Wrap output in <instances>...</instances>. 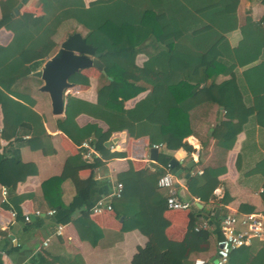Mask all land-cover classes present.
Listing matches in <instances>:
<instances>
[{"label": "crops", "instance_id": "1", "mask_svg": "<svg viewBox=\"0 0 264 264\" xmlns=\"http://www.w3.org/2000/svg\"><path fill=\"white\" fill-rule=\"evenodd\" d=\"M5 1L0 0V71L4 74L1 79H11L16 72L24 75L27 68L31 71L22 79L6 81L5 89L0 86V154L15 156L31 168L14 190L15 196L22 198L18 204V216L7 199L0 202V264H130L135 249L142 247L147 240L155 249L169 250L178 258L190 255L193 259L211 261L219 234L212 233L209 215L217 211L220 219L224 215L264 214V198L258 194L259 188L264 187V103L257 96L259 94L252 96L249 91L244 92L243 85L236 87L233 77L240 75V69L230 80L210 88V102L188 112V118L196 126L184 141L193 152L186 153L181 148L173 151L157 148L156 157L162 150L176 162L172 168L165 169L156 159L149 160L151 147L147 139L132 138L125 130L110 133L101 152L93 147L91 158L86 159L80 143L90 140L94 146V137L89 136L75 145L62 134L56 121L63 117V112L57 116L51 114L47 94L39 91L42 82L30 76L49 57L34 70L33 64L14 66L15 63H11L13 50L19 44L13 42L15 35L5 25L14 16H22L29 26L37 25L42 19L40 5L37 0H13L15 3L10 8ZM82 1L87 5L95 0ZM247 11L251 12L253 22L262 23L264 8L259 0H239L238 18L241 20ZM70 33L68 31L60 38L58 46ZM236 39L237 36L231 34L229 44L233 46ZM210 55L220 56L213 50ZM81 72L89 77V87L77 88L73 92L70 88L64 92V98L69 93L93 104L100 84L97 75L101 72L92 68ZM257 76L260 77L259 86H264V74ZM151 77L154 79L153 75ZM139 97L125 102V108L132 107ZM34 114L39 118L46 137L40 136L38 129L34 128ZM155 117L153 110L146 119L153 123ZM220 123L226 130L224 139H234L229 150L220 148L210 137L212 129ZM73 124L77 129L96 125L103 134L108 129L103 121L85 114L78 115ZM112 154L120 155L109 157ZM77 157L84 164L72 169L74 176L84 185L97 184L101 197L106 196L116 183L122 184L121 197L113 200H135L139 217L144 222L140 231L122 230L124 218L115 216L113 200L111 212L82 215L79 209H75L70 221L63 224L55 222L54 214H47L53 211L51 205L58 202L67 205L74 196V189L65 179L58 187L50 189L45 197L40 189L41 183L59 177L64 163H76ZM205 167L222 172L211 194L199 188L196 181ZM164 172L172 175L176 196L190 203L187 210L165 208L166 192L155 187L156 178ZM48 197L51 198L49 202L46 201ZM224 197L227 203L222 205L220 201ZM128 206L129 210H134L133 203ZM35 212L38 214L34 215ZM189 215L196 219L195 227L204 221L208 223L207 228L200 229L211 231L207 240L198 239L187 231ZM24 216L28 221L23 220ZM245 249L248 250L246 255L254 257L264 250V243L250 239L242 248L232 252L238 254ZM235 260V263L247 262V256Z\"/></svg>", "mask_w": 264, "mask_h": 264}, {"label": "trees", "instance_id": "2", "mask_svg": "<svg viewBox=\"0 0 264 264\" xmlns=\"http://www.w3.org/2000/svg\"><path fill=\"white\" fill-rule=\"evenodd\" d=\"M37 2L42 13L37 25H27L22 16H14L5 25L15 35L13 42L19 44L13 50L11 63H15L14 66L33 64L34 70L55 52L60 38L68 31L79 33L99 54L103 65L104 73L97 75L100 84L93 104L69 93L65 95L63 117L56 125L75 145L93 136L96 141L93 147L101 152L110 133L125 130L132 138L145 137L150 147L158 146L167 151L181 148L191 153L193 149L184 139L191 136L196 123L188 118V112L210 102V88L230 80L237 69L241 72L233 77L236 87L243 85L244 92L249 91L252 96L259 94L257 96L264 103V86H259L260 77L257 76L264 74V17L262 23H255L251 12L247 11L240 20L237 15L239 0H95L87 5L82 0ZM13 3V0H6L4 4L11 8ZM259 4L264 8V0H259ZM231 34L237 36L233 46L228 42ZM212 50L220 56H211ZM30 71L27 68L24 75L16 72L11 79H1L4 74L0 71V86L5 89L6 81L22 79ZM68 81L73 84L71 92L89 87V77L82 72ZM136 97L139 99L133 106L125 108V102ZM153 110L155 122L150 123L146 117ZM81 114L103 121L107 133L103 134L96 125L77 129L74 119ZM32 116L34 128L40 136L46 137L39 118L35 114ZM225 134V127L220 123L212 129L210 137L220 148L229 150L234 139L226 141ZM170 160L171 156L162 150L156 157V162L165 169ZM83 164L79 157L76 163L65 162L59 177L40 185L46 197L49 190L58 187L63 180L68 179L72 184V200L67 205L59 202L51 205L58 224L69 222L75 209L82 215L88 214L90 207L101 197L97 184L84 185L74 176L72 169ZM30 168L31 165L22 164L15 156L0 154V189H6V199L13 205L16 216L22 198L15 196L14 190L16 184L26 178ZM221 173L205 167L196 177L197 185L211 194ZM50 199L48 197L46 201ZM114 200L115 216L124 218L122 230L140 231L144 222L139 217L135 200ZM130 203L134 204V210H129ZM220 203L225 205L227 198ZM209 216L211 221L216 220L213 215ZM195 221L189 215L187 231L198 239L207 240L211 231H194ZM246 251L230 252L224 264H264V250L256 254L259 257L246 255ZM243 255L247 256V262L235 263V259ZM193 260L190 255L178 258L169 250L159 251L147 240L135 249L130 264H193Z\"/></svg>", "mask_w": 264, "mask_h": 264}, {"label": "built area", "instance_id": "3", "mask_svg": "<svg viewBox=\"0 0 264 264\" xmlns=\"http://www.w3.org/2000/svg\"><path fill=\"white\" fill-rule=\"evenodd\" d=\"M80 147L84 150V157L90 159L93 153V146L90 140H85L80 143ZM157 147L158 146H152ZM112 149V147H110ZM158 189H163L166 192L165 196V208L171 211L187 210L190 203L181 201L175 192L174 181L172 175L169 172H164L156 181ZM122 184L116 183L111 191L103 197H100L90 207L89 213L97 215L103 212H111V201L113 199L121 197ZM258 194L264 198V187H260ZM7 191L5 188L0 189V202L3 203L6 200ZM35 212L34 215H37ZM48 215L53 214V211H48ZM14 216V213H11ZM24 221H28V217H23ZM208 225L204 221L201 225L194 228V231L207 228ZM1 230V229H0ZM218 234L219 238L215 243V249L213 258L211 261H206L200 258H195L193 264H224L228 258V255L233 250L242 248L250 239H257L264 241V214H242L224 215L218 221ZM1 240V234H0ZM45 245V243H43ZM2 254L0 250V255Z\"/></svg>", "mask_w": 264, "mask_h": 264}, {"label": "water", "instance_id": "4", "mask_svg": "<svg viewBox=\"0 0 264 264\" xmlns=\"http://www.w3.org/2000/svg\"><path fill=\"white\" fill-rule=\"evenodd\" d=\"M89 68L103 73V65L99 61V54L95 52L93 47L85 43L79 33H72L60 42L56 52L51 57L30 74L31 77L42 82L39 91L47 94L52 115L57 116L63 112L64 92L73 86L68 81L69 78ZM157 151V147L149 149V160L155 161ZM175 164L176 162L171 159L168 162V167L172 168ZM213 217L216 220L208 223L213 227L212 233L216 234L219 221L217 211H215ZM203 219L206 220V217H203Z\"/></svg>", "mask_w": 264, "mask_h": 264}, {"label": "rangeland", "instance_id": "5", "mask_svg": "<svg viewBox=\"0 0 264 264\" xmlns=\"http://www.w3.org/2000/svg\"><path fill=\"white\" fill-rule=\"evenodd\" d=\"M70 32L73 33V31H70ZM71 33H70V34H71Z\"/></svg>", "mask_w": 264, "mask_h": 264}]
</instances>
